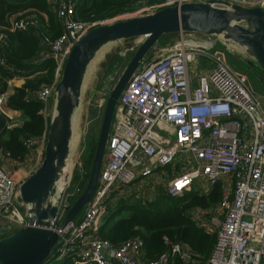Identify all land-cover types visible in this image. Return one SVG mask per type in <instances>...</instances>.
I'll return each mask as SVG.
<instances>
[{
  "label": "built area",
  "instance_id": "2783aa9c",
  "mask_svg": "<svg viewBox=\"0 0 264 264\" xmlns=\"http://www.w3.org/2000/svg\"><path fill=\"white\" fill-rule=\"evenodd\" d=\"M208 1L164 0L111 20L85 22L75 18L77 0L55 1L53 9L62 33L52 40L42 37L38 57L39 61L54 62L55 79L34 95L43 104L40 114L45 132L39 138L26 141L30 153L44 156L56 86L75 42L90 30L118 19ZM225 1L264 11V0ZM38 26L37 14L22 12L11 16L8 26L0 27L1 66L6 65L7 34L27 32ZM179 35L176 43L162 49L148 62L147 57L133 75L115 112L93 200L80 220L60 229V222L71 208L69 199L82 191L80 186L74 192L69 191L74 175L77 171L83 178L90 160L76 161L70 178L64 174L59 192L64 191L65 195L59 222L54 228L61 241L57 258H71L72 264H171L173 259L180 258L194 264L190 249L181 244H170L168 251L157 260L144 263L139 239L114 247L97 235L108 207L117 201L122 191L170 167L172 178L164 188L172 198L200 189L199 183L205 193L221 185L218 215L205 212L193 215L199 227L210 231L215 227L207 219L222 217L218 242L207 264H264V106L248 76L230 65L229 52L216 48L218 38ZM136 48L125 49L124 56L135 52ZM198 57L206 59L209 65L194 85L191 69L197 65ZM8 70L15 71L10 67ZM19 79L23 78L10 79L8 90L0 95V112L11 121L8 128L18 125L5 105L12 82ZM109 81L99 101L100 109L105 107L113 90V80ZM9 157L0 148L1 238L28 226L27 208L19 191L26 178L10 169L13 162Z\"/></svg>",
  "mask_w": 264,
  "mask_h": 264
},
{
  "label": "water",
  "instance_id": "95a60500",
  "mask_svg": "<svg viewBox=\"0 0 264 264\" xmlns=\"http://www.w3.org/2000/svg\"><path fill=\"white\" fill-rule=\"evenodd\" d=\"M194 35L231 41L252 50L257 63L248 69L264 71V11L248 9L225 0L187 3L154 14L118 19L90 30L75 42L55 90L54 114L50 122L43 160L21 184L28 226L0 239V264H44L57 258L61 245L54 228L59 222L64 191L59 192L71 158L74 119L82 108L84 88L93 63L113 45L140 40L104 109L88 183L71 206L59 228L75 221L92 202L103 168L115 112L127 85L164 36ZM263 83L264 78L259 77Z\"/></svg>",
  "mask_w": 264,
  "mask_h": 264
},
{
  "label": "trees",
  "instance_id": "16d2710c",
  "mask_svg": "<svg viewBox=\"0 0 264 264\" xmlns=\"http://www.w3.org/2000/svg\"><path fill=\"white\" fill-rule=\"evenodd\" d=\"M163 1L77 0L75 18L84 22L106 21L134 12L132 9L134 5L146 7ZM22 12L37 14L39 26L27 32H9L7 34L9 46L4 53L6 67L0 65V95L8 90L7 82L10 79L15 76L25 79L23 86L15 88L5 105L7 110L20 113V123L8 128L11 121L0 112V148L9 154L12 162L19 165L25 163L30 155L26 141L39 138L45 132L44 119L40 114L43 104L34 95L52 84L55 79L54 62L38 60L41 50L40 39L45 37L52 40L62 33L61 25L48 0H0V27L8 26L10 17ZM122 60L120 56L115 59L118 62ZM8 67L15 71H9ZM93 158L94 154L83 178L77 171L74 175L71 192L77 186H80L82 191L69 199L71 206L88 183ZM221 197L222 189L217 185L209 195H199L196 192L176 198L161 195L153 202H142L133 196L117 200L113 206L108 207L97 235L109 241L114 247L131 239H139L142 242L144 263L157 260L168 251L170 244H181L190 249L194 264H207L217 245L218 231L199 227L193 215L195 212L218 215ZM56 262L57 258H54L45 261L44 264ZM171 264L186 263L180 258H175Z\"/></svg>",
  "mask_w": 264,
  "mask_h": 264
},
{
  "label": "rangeland",
  "instance_id": "374dc122",
  "mask_svg": "<svg viewBox=\"0 0 264 264\" xmlns=\"http://www.w3.org/2000/svg\"><path fill=\"white\" fill-rule=\"evenodd\" d=\"M141 8L142 7H140V5L138 6L134 5L132 7L134 11H137ZM173 38H176V35L173 36ZM139 45L140 43L138 39L122 42L113 45L111 47H108L107 49L104 50V53L102 54L103 56L101 55L99 56L101 58L98 60L92 72L90 73L86 86L84 88L83 103L80 113L81 116L78 123L76 139L73 142L75 143V146L70 158L71 160L66 170L67 174L70 175L72 173L74 165L76 164V161H78L79 159L86 158L87 160L90 161L92 160L94 154L93 152H95L96 143L100 133V128H101L104 109H105V107L101 109L99 108V101L102 98V93L103 91H105V87L107 86V84L110 83L109 81L110 79L113 80L111 81L112 86L113 87L115 86L121 74L123 73L124 69L126 68L127 64L129 63L130 59L133 57L134 52H129L126 54V56H124L125 49H129L132 46H136L138 48ZM216 48L224 49L229 52L228 60L230 65L232 66L233 69L240 71L248 76L250 85L252 86L254 92L259 97L260 101L264 106V86L263 83L259 80L260 76L264 78V71L260 70L259 68H254L251 70L248 69L249 68L248 64H246L245 62L251 61V59L245 57L246 54L245 47L240 46L231 41L217 39ZM117 56H120V58L122 57L123 60L119 62L115 61ZM240 56H242L243 59H241ZM208 65L209 62L206 61V59H204L203 57H198L197 65L195 66V68L191 69V74L193 78L195 79V76L197 74H201V73L203 74L205 72V69L208 67ZM15 169L21 170V167L19 168L16 167ZM165 171L171 173V168L170 167L163 168L162 170L154 172L152 175H150V177H147L146 179L142 178L138 182L145 181L147 179H150L151 177L159 176L163 174ZM24 174H27L28 176L30 175L27 173L26 170L24 171L22 170V172H19V175L17 176H22ZM198 186L199 188H201L202 184L199 183ZM69 191L71 192V187ZM74 191L75 190H73L72 192ZM192 192H196V194L199 195L204 194L203 189H200L195 191L192 190L190 192H187L185 195L191 194ZM144 197L146 198L147 196ZM84 211L85 209L80 213L77 219H79L83 215ZM207 220L209 224L213 226V228L215 227L214 229L215 231L220 230L222 217L218 218L217 220L215 216H213L211 218H208ZM8 235H10V233L5 234V236ZM63 263H64L63 259L59 257L57 258V262L55 264H63Z\"/></svg>",
  "mask_w": 264,
  "mask_h": 264
},
{
  "label": "crops",
  "instance_id": "0c3cea01",
  "mask_svg": "<svg viewBox=\"0 0 264 264\" xmlns=\"http://www.w3.org/2000/svg\"><path fill=\"white\" fill-rule=\"evenodd\" d=\"M49 4L52 6V9L54 8V2L57 0H48ZM54 10V9H53ZM180 38V35H176V38H173V36H164L161 38V40L158 42V44L154 47V49L152 50V52L148 55V59L146 60V62H148L150 59H152L156 54H158L162 49H166L167 47L172 46L174 43H176ZM235 51V50H234ZM243 59V58H242ZM202 75L201 74H197L195 76L194 79V85L196 84V79L198 76ZM25 83V79H19V80H15L12 82L11 85V89H9L8 93H9V97L13 94L15 88H19L21 86H23V84ZM9 114L11 115V117L14 118V121L16 124L20 123V113L18 112H14V111H9ZM42 161V157L37 153H30L28 159L26 160L25 163L19 165V164H15L13 162V164L10 166V169H12L13 172H22V170H26L28 174H31L32 172H34L33 170H35V168L37 169V167L40 165ZM16 167H21V170H16ZM29 170V171H28ZM170 175V176H169ZM24 178H27V174L22 175ZM172 178V174L171 173H163L159 176L156 177H151L150 179H147L145 181H140V182H136L135 184H133L131 187L125 189L124 191H122V193L117 197V200H124V199H129L132 196L135 197L138 200H142V201H155L157 198H159L162 194L167 195L166 190H165V186L166 183H168V181ZM141 180V179H140ZM221 186V185H220ZM200 189H203V187H201ZM198 189V190H200ZM213 189V188H212ZM211 189V190H212ZM196 189H194L193 191H195ZM210 190V192H211ZM204 191V190H203ZM209 192V193H210ZM209 193H205L203 195H209ZM185 195V194H184ZM183 195V196H184ZM144 196H147L146 198ZM170 197V196H169ZM82 217V216H81ZM81 217L79 219H76L77 221L81 219ZM63 259V264H72L73 260H71V258H62ZM184 262V261H183ZM186 264H188L187 262H184Z\"/></svg>",
  "mask_w": 264,
  "mask_h": 264
},
{
  "label": "bare ground",
  "instance_id": "6f19581e",
  "mask_svg": "<svg viewBox=\"0 0 264 264\" xmlns=\"http://www.w3.org/2000/svg\"><path fill=\"white\" fill-rule=\"evenodd\" d=\"M243 47H245V46H243ZM245 52H246V54H245V57H247V58H250L251 59V61H253V63H257V58H256V56H255V54L252 52V50L250 51V49L249 48H247V47H245ZM104 53V51L101 53V56H103L102 54ZM101 57H98V59H96V61L93 63V65H92V68H91V70H90V73L92 72V70H93V68L95 67V65H96V63L98 62V60L100 59ZM240 58L242 59L243 57L242 56H240ZM90 73H89V75H90ZM89 77V76H88ZM81 110L78 112V113H76V116H75V119H74V136H73V139H72V144H71V154H72V152H73V149H74V146H75V143H73L74 141H75V139H76V133H77V128H78V123H79V120H80V116H81ZM71 160V159H70ZM70 160H69V162H70ZM69 162H68V165H69ZM67 168H68V166H67ZM67 168H66V170H67ZM65 170V174L67 175L66 176V178L67 177H69L70 178V176H71V174L69 175V174H67V171ZM62 184H63V180H61L60 182H59V187L60 188H62Z\"/></svg>",
  "mask_w": 264,
  "mask_h": 264
}]
</instances>
